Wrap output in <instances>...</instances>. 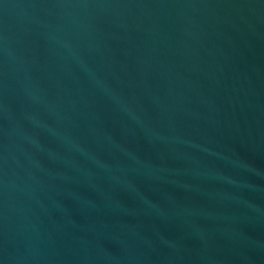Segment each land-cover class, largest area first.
<instances>
[{
    "label": "water",
    "instance_id": "95a60500",
    "mask_svg": "<svg viewBox=\"0 0 264 264\" xmlns=\"http://www.w3.org/2000/svg\"><path fill=\"white\" fill-rule=\"evenodd\" d=\"M0 264H264V0H0Z\"/></svg>",
    "mask_w": 264,
    "mask_h": 264
}]
</instances>
